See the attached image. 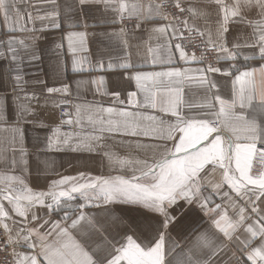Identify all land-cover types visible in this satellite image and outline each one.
Segmentation results:
<instances>
[{
  "label": "snow or ice",
  "instance_id": "6c2138e0",
  "mask_svg": "<svg viewBox=\"0 0 264 264\" xmlns=\"http://www.w3.org/2000/svg\"><path fill=\"white\" fill-rule=\"evenodd\" d=\"M47 3L51 10L35 17L47 23L29 29L21 21L31 13L0 0V264H264V0ZM157 19L164 22L151 24ZM132 21L137 30L151 24L141 63L130 51ZM116 24L99 35L117 37L124 55L102 41L93 63L83 55L86 30ZM244 25L249 37L230 44L232 27L239 34ZM65 27L84 31L65 32L54 45V74L68 71L66 41L71 71L100 75L48 86L41 64L52 50L15 33ZM209 52L215 63H205ZM103 73L115 76L111 90ZM88 91L111 106L87 100ZM73 124L81 131H61ZM64 152L99 155L131 175L78 172L43 190L28 185L31 159L39 180L40 165L49 167L41 157Z\"/></svg>",
  "mask_w": 264,
  "mask_h": 264
},
{
  "label": "crops",
  "instance_id": "0c3cea01",
  "mask_svg": "<svg viewBox=\"0 0 264 264\" xmlns=\"http://www.w3.org/2000/svg\"><path fill=\"white\" fill-rule=\"evenodd\" d=\"M59 3H63V0H58ZM129 2H135V0H129ZM143 3L147 4L149 0H142ZM152 2H156L155 0H152ZM230 2H235V0H230ZM158 3V2H156ZM185 5H195L197 7H202L205 4L209 3V0H184ZM21 11V14L27 17L28 13H31L33 20L31 22H27L26 20L21 21V24L26 26L27 28L31 29L35 27L36 29H40L42 26V23L46 24L47 21H41L39 19H35L37 16H42L46 11L51 10L48 6L47 0H18L17 5ZM210 12H212L213 15V23L215 20V4L212 3L210 7L208 8ZM247 11V10H246ZM258 11V10H257ZM93 12H95V9H93ZM98 15V14H97ZM2 19V17H0ZM249 19L255 20L257 19L256 12L253 11L252 14L249 16ZM89 24L92 23V17L89 16L88 18ZM164 21L162 20H154L151 22V24H161ZM196 24H199L201 27L204 26V21L202 19H196ZM135 21H132L131 24L128 25V29L130 32L129 42L133 45L131 48V55L133 61L137 63H141L143 61V56L145 54V49L147 47L146 42L148 41V32L146 31L147 28L151 27V24H146L143 29H135L134 28ZM122 27L120 24L116 25H105L103 28L96 27L92 28L89 27L86 31L88 32L87 36V47L89 48L88 53H83V55L88 56L89 60L94 63L96 58L97 49L101 47V42L103 41V45L108 47L111 51V54L113 56H123L124 52L121 50L119 39L115 36L111 37L109 39L108 37H102L99 35L102 31H107L111 33L112 31H118L119 28ZM68 31H84L83 28H67L65 27L63 30H48V31H24V32H16L15 35L18 37L24 38L26 42L31 43L32 37H38L37 43L42 49H51L52 51H46L44 61L41 64V68L43 69V73L41 74V78L48 81V86H58L60 81H63L64 83H69L71 81L85 78L87 76H98L100 73H82V74H74L71 71V62L70 57L67 55V42L64 41L65 44V58L68 60V71L64 72L63 70H60L58 73L53 72L55 62H56V55L54 50V45L59 44L61 42V37L63 33ZM252 32V28L244 25L242 26V32L237 33L236 28L233 26L232 30L228 33V40L229 43L233 41L234 37L237 35L240 36V41L243 42L245 38L249 37V34ZM155 42L153 41V44ZM248 52V49H241L242 55L240 56L238 63L243 65L245 61L243 60V54H246ZM178 55V54H177ZM223 63V62H221ZM260 61H248V66H258ZM192 67H197L199 65H191ZM105 76L109 77V83L108 87L111 90L113 87V83L115 81V76L110 73H103ZM127 87V86H126ZM73 89L75 91V86H73ZM127 90H135L134 85L127 87ZM193 91H197L196 89H193ZM85 98L87 100H101L103 99L105 101L104 106L108 107L110 105V101L108 97H101L99 95H93L92 91H88L84 94ZM59 109H57V112L59 113ZM71 111V109H69ZM67 119V117H65ZM59 123V121H57ZM83 131H88L87 127V121H84V128ZM62 132H75V131H81V129L76 128V126L73 125H64L61 128ZM41 136H44L46 133L41 131L39 133ZM36 135L35 132L29 130L28 137L29 141H31V138ZM108 143H111L110 141ZM114 151H116L120 155H125V153L128 151L127 149L120 148L116 146L114 148ZM41 160H47L49 167L47 170H44V165L41 164V175L40 179L37 180L36 175V162L33 159H31V175L27 177V183L30 187H32L34 190H43L46 188L49 181L52 179H57L61 175H76L78 172H83L85 174H91L93 176L103 175H125L129 176L131 175L130 172L124 170V171H118L110 169L106 162L101 161V157L96 154H89V153H71V152H64V153H50L46 157H41ZM2 171V169H0ZM15 174L19 175V172H16ZM219 179V174L216 175H210L206 178V183H214ZM3 185H0L2 187ZM216 203H221V200L219 197L215 200ZM7 204V202H5ZM229 212H231V209L229 208ZM56 217H53L55 219Z\"/></svg>",
  "mask_w": 264,
  "mask_h": 264
},
{
  "label": "built area",
  "instance_id": "2783aa9c",
  "mask_svg": "<svg viewBox=\"0 0 264 264\" xmlns=\"http://www.w3.org/2000/svg\"><path fill=\"white\" fill-rule=\"evenodd\" d=\"M155 1L158 2V3L160 2V0H155ZM169 12H171V9H169ZM169 19H171V15H169ZM196 42L199 43V41H196ZM193 51H194V49H192V48L188 49L189 54H191ZM195 54L197 56H199L201 54V49H199V48L195 49ZM214 55H215L214 53L209 52L207 54V59H206L205 63H207L209 61H212L213 63H215ZM2 258H3V256H2V254H0V259H2Z\"/></svg>",
  "mask_w": 264,
  "mask_h": 264
}]
</instances>
